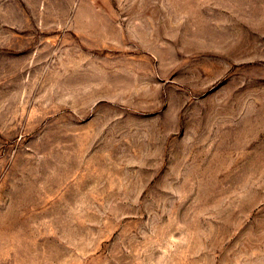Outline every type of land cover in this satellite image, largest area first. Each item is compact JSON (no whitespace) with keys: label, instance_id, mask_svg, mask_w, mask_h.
Wrapping results in <instances>:
<instances>
[{"label":"rangeland","instance_id":"374dc122","mask_svg":"<svg viewBox=\"0 0 264 264\" xmlns=\"http://www.w3.org/2000/svg\"><path fill=\"white\" fill-rule=\"evenodd\" d=\"M0 264H264V0H0Z\"/></svg>","mask_w":264,"mask_h":264}]
</instances>
